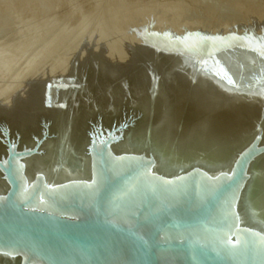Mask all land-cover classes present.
<instances>
[{
    "label": "water",
    "instance_id": "water-1",
    "mask_svg": "<svg viewBox=\"0 0 264 264\" xmlns=\"http://www.w3.org/2000/svg\"><path fill=\"white\" fill-rule=\"evenodd\" d=\"M127 109L96 116L62 162L47 120L29 144L0 122V264H264V130L243 156L169 168Z\"/></svg>",
    "mask_w": 264,
    "mask_h": 264
},
{
    "label": "bare ground",
    "instance_id": "bare-ground-1",
    "mask_svg": "<svg viewBox=\"0 0 264 264\" xmlns=\"http://www.w3.org/2000/svg\"><path fill=\"white\" fill-rule=\"evenodd\" d=\"M139 35L134 46L123 42L124 51L118 47L123 60H118L122 53L115 52L112 62L97 64L84 80V88L89 92L98 86L109 92L106 109H102L103 105L100 107L101 100L97 98L82 102L70 98L62 107L59 101L52 112H41L40 108H34L42 100L41 94L34 104H29L31 114L36 115L31 124L26 125V120L24 125L14 124L19 125L16 127L0 121L29 144L30 135L39 132L41 120H47L53 157L62 162L74 159L83 151L84 134L90 121L96 116L107 121L123 105L128 108L127 115L136 110L141 114V120L132 126H139L145 147L157 154L164 167L174 168L194 160L216 165L244 150L243 156L257 132L264 130V58L238 55L234 70L226 71L225 66L229 67L226 57L207 53L208 43L201 37L189 41L167 38L165 44L159 45L153 38ZM124 73L126 78L131 75V81L123 82ZM170 74H177L173 81L168 77L171 86H162ZM78 78L76 72L66 82L75 83ZM164 83L169 85L167 81ZM120 93L127 97L123 102L119 101ZM57 95L64 96L65 90L61 88ZM255 105L260 108L255 109ZM257 165L262 187L252 205L264 220V158Z\"/></svg>",
    "mask_w": 264,
    "mask_h": 264
},
{
    "label": "rangeland",
    "instance_id": "rangeland-1",
    "mask_svg": "<svg viewBox=\"0 0 264 264\" xmlns=\"http://www.w3.org/2000/svg\"><path fill=\"white\" fill-rule=\"evenodd\" d=\"M140 33L159 45L167 38L201 37L206 52L225 56V70L232 71L238 55L264 58V0H0V119L13 126L31 124L36 115L29 104L41 94L34 105L41 112L70 98H97L105 108L109 92L100 86L89 92L84 80L97 64L122 53L123 42L134 46ZM76 72L77 81L66 82ZM176 75L164 78L169 85L162 86H171L168 77ZM130 76L124 73L123 82ZM61 88L65 95L59 97ZM118 96L122 102L127 98Z\"/></svg>",
    "mask_w": 264,
    "mask_h": 264
}]
</instances>
